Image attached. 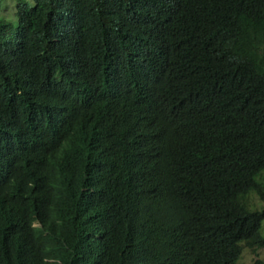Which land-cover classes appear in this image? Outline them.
Masks as SVG:
<instances>
[{
    "label": "trees",
    "instance_id": "obj_1",
    "mask_svg": "<svg viewBox=\"0 0 264 264\" xmlns=\"http://www.w3.org/2000/svg\"><path fill=\"white\" fill-rule=\"evenodd\" d=\"M259 23L264 0H15L0 160L20 158L19 188L0 197V264H264L242 261L264 246V71L242 65L264 52ZM35 141L57 159L24 158ZM36 168L54 178L27 203Z\"/></svg>",
    "mask_w": 264,
    "mask_h": 264
},
{
    "label": "clouds",
    "instance_id": "obj_2",
    "mask_svg": "<svg viewBox=\"0 0 264 264\" xmlns=\"http://www.w3.org/2000/svg\"><path fill=\"white\" fill-rule=\"evenodd\" d=\"M223 2H225L226 4L229 2H232V0H222ZM234 1V0H233ZM261 23L257 24L255 27V30L258 33V36H260V33H264V27L260 26ZM250 34V33H249ZM247 40V39H246ZM262 45L261 48H257V46L255 45L254 48L251 49V51L253 52V54H251V58L247 59L246 61L243 62L242 65L246 66V67H250L253 70L255 68H258V73H261L262 71H264V52L262 50ZM63 144V143H61ZM43 143L41 142H37L35 141V143H32V146L30 149L33 150L34 153H32L31 155L25 156L24 158H28L30 156H33L34 158H41L43 155H46L48 158L50 157V161L51 160H56L57 159V155H55V151L53 148H49V147H44ZM43 148V149H42ZM64 151V150H62ZM20 158L14 160L13 156L11 154H9V156L7 157V159H2L0 160V174H4V178L2 180L3 184L0 185V197H1V201L8 203V200L10 201V199H6V197H11V189L14 188H19V184H17L14 181V176H15V168H14V163L15 161L19 160ZM14 160V161H12ZM139 171L141 172V169H139ZM47 178H50L51 180H53L54 176L50 173H44L42 175H39L38 173V168L31 170L21 181L20 183V187L24 184L27 183L25 185V190H21L23 191V198L25 199V195L29 197H34V198H40L43 194L44 191V185L47 186L48 182H45ZM57 189V188H56ZM83 189H88V188H83ZM144 189V187L141 185L140 188H138L137 186H134L133 190H132V204L134 207V212L135 215L132 216V230L131 232H136L137 235L136 237L138 238L141 233L144 231V225L141 222V220L138 218V206H137V202L139 201L140 198V192ZM84 194L82 195V198L86 197V192L83 190ZM26 198V199H27ZM81 197H77L76 202L77 207L75 210V215L74 217L76 218V225L80 224L82 222L83 219V209L84 206L86 205L88 199L82 201ZM22 199V200H24ZM25 199V200H26ZM12 200V199H11ZM27 203L30 202V200H26ZM50 209L51 206H39L37 209V213H36V217H46L50 215ZM33 226L35 227H43L42 222L39 220L35 221L33 223ZM150 257L155 256V254L151 253L148 248L146 243L143 245L142 247ZM85 254V258L87 259V255H88V250L86 252H84ZM58 258H55L54 260H47L50 263H46V264H51L53 262H56ZM116 264H126L125 262H121L118 261ZM171 264V262H170Z\"/></svg>",
    "mask_w": 264,
    "mask_h": 264
},
{
    "label": "rangeland",
    "instance_id": "obj_3",
    "mask_svg": "<svg viewBox=\"0 0 264 264\" xmlns=\"http://www.w3.org/2000/svg\"><path fill=\"white\" fill-rule=\"evenodd\" d=\"M1 3L0 15H3L7 18H12L14 15L15 0H1ZM252 203L259 204L256 198L252 199ZM258 206H260V204ZM256 258L264 260V246L256 249L255 252L252 251V249H246L243 254L242 261L251 262Z\"/></svg>",
    "mask_w": 264,
    "mask_h": 264
}]
</instances>
